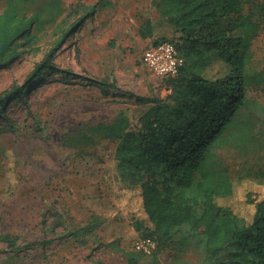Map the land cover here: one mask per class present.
<instances>
[{
	"label": "rangeland",
	"instance_id": "374dc122",
	"mask_svg": "<svg viewBox=\"0 0 264 264\" xmlns=\"http://www.w3.org/2000/svg\"><path fill=\"white\" fill-rule=\"evenodd\" d=\"M59 1L64 11L58 15L54 0L22 5L27 14L38 6L42 23L33 24V43L20 45L19 56L0 64L2 95L27 80L60 27L84 16L50 67L0 103V264H197L191 249L176 244H160L151 254L133 249L142 237L134 227L142 216L140 199L115 179L116 141L94 131L120 113L136 122L148 105L137 96L169 94L164 78L150 72L141 55L173 32L152 0ZM6 3L0 0V12ZM146 20L153 26L150 36L142 32ZM252 49L255 62L264 64V29ZM249 96L264 106V91ZM258 123L264 126V114ZM84 134L94 141H78ZM222 155L232 176L264 169L263 148L249 158L231 149ZM253 211L248 205V216Z\"/></svg>",
	"mask_w": 264,
	"mask_h": 264
},
{
	"label": "trees",
	"instance_id": "16d2710c",
	"mask_svg": "<svg viewBox=\"0 0 264 264\" xmlns=\"http://www.w3.org/2000/svg\"><path fill=\"white\" fill-rule=\"evenodd\" d=\"M26 1L7 0L0 12V64L19 56L20 45L33 43V24L42 23L41 10L37 6L27 14ZM152 1L173 32L154 43L173 41L183 59L178 72L163 79L170 92L165 98L137 96L148 105L136 122L120 113L94 127L116 141L117 182L138 193L142 216L134 227L156 240V250L165 243L191 249L197 264H264V169L232 176L222 155L231 149L249 158L264 150V126L258 123L264 106L249 96L264 91V64L255 62L252 49L254 36L264 29V3ZM53 4L57 15L63 13L59 0ZM83 20L79 16L60 27L58 40L27 80L0 93V103L20 95L28 79L50 67L64 38ZM152 29L146 20L144 36ZM78 141L93 142L94 135H80Z\"/></svg>",
	"mask_w": 264,
	"mask_h": 264
},
{
	"label": "built area",
	"instance_id": "2783aa9c",
	"mask_svg": "<svg viewBox=\"0 0 264 264\" xmlns=\"http://www.w3.org/2000/svg\"><path fill=\"white\" fill-rule=\"evenodd\" d=\"M141 62L154 75L165 78L178 72L183 59L178 55L173 41L161 40L150 44L144 50ZM156 247V240L150 236L138 238L133 243V249L143 254H151Z\"/></svg>",
	"mask_w": 264,
	"mask_h": 264
}]
</instances>
